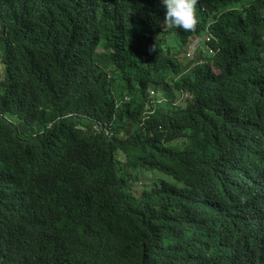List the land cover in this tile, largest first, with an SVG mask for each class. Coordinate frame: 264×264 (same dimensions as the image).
Masks as SVG:
<instances>
[{
  "label": "trees",
  "instance_id": "obj_1",
  "mask_svg": "<svg viewBox=\"0 0 264 264\" xmlns=\"http://www.w3.org/2000/svg\"><path fill=\"white\" fill-rule=\"evenodd\" d=\"M195 10L0 0V264H264V0Z\"/></svg>",
  "mask_w": 264,
  "mask_h": 264
},
{
  "label": "clouds",
  "instance_id": "obj_2",
  "mask_svg": "<svg viewBox=\"0 0 264 264\" xmlns=\"http://www.w3.org/2000/svg\"><path fill=\"white\" fill-rule=\"evenodd\" d=\"M161 3L165 7V22L168 26L172 28H179L185 31L194 28L195 24L197 23L195 10L196 0H161ZM208 40H210V38H208ZM194 43L197 44V48L201 43V38H196L192 44ZM210 48L213 52L214 49L212 47ZM194 51L188 55L191 56Z\"/></svg>",
  "mask_w": 264,
  "mask_h": 264
},
{
  "label": "rangeland",
  "instance_id": "obj_3",
  "mask_svg": "<svg viewBox=\"0 0 264 264\" xmlns=\"http://www.w3.org/2000/svg\"><path fill=\"white\" fill-rule=\"evenodd\" d=\"M151 172L155 173L156 174V179H155V182L156 183H162L163 181H166L167 183H170V184H174V185H178V186H181L182 183L180 181H178L177 179H175L172 175L170 174H167L165 172H162V171H159V170H151ZM146 174L149 175V173H144L142 175V180H145L146 183H149L151 184L152 182V179H147L146 178Z\"/></svg>",
  "mask_w": 264,
  "mask_h": 264
},
{
  "label": "built area",
  "instance_id": "obj_4",
  "mask_svg": "<svg viewBox=\"0 0 264 264\" xmlns=\"http://www.w3.org/2000/svg\"><path fill=\"white\" fill-rule=\"evenodd\" d=\"M196 45H197L196 43L192 44V46H191V51L188 53L189 55L192 53V51L195 50Z\"/></svg>",
  "mask_w": 264,
  "mask_h": 264
}]
</instances>
